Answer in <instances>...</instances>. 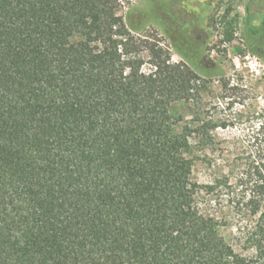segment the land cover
Returning a JSON list of instances; mask_svg holds the SVG:
<instances>
[{
	"label": "trees",
	"instance_id": "trees-1",
	"mask_svg": "<svg viewBox=\"0 0 264 264\" xmlns=\"http://www.w3.org/2000/svg\"><path fill=\"white\" fill-rule=\"evenodd\" d=\"M157 4L0 0V264H264V114L235 184L200 112L224 71Z\"/></svg>",
	"mask_w": 264,
	"mask_h": 264
},
{
	"label": "rangeland",
	"instance_id": "rangeland-1",
	"mask_svg": "<svg viewBox=\"0 0 264 264\" xmlns=\"http://www.w3.org/2000/svg\"><path fill=\"white\" fill-rule=\"evenodd\" d=\"M159 1L121 0L123 14L130 9L150 11ZM162 1L169 3L170 8L182 10L180 13L185 17L182 33L195 44L204 60L217 64L224 71L225 80L221 76L210 79L200 112L213 119L217 142L215 157L222 165L229 161L236 184L251 160L252 135L263 120L260 115L264 114V33L260 38H250L247 33L248 10L252 25H263L264 0ZM144 26V33L152 37L158 33L159 38L164 39L162 43L170 49L174 62L184 61L154 16L146 15ZM185 117H192L186 109ZM207 173L206 167L198 163L193 179L205 182ZM249 220L252 239H255L259 217ZM229 221L230 225L221 229L227 240L235 235L239 217L231 214ZM254 245L255 240H252L250 255H255Z\"/></svg>",
	"mask_w": 264,
	"mask_h": 264
}]
</instances>
